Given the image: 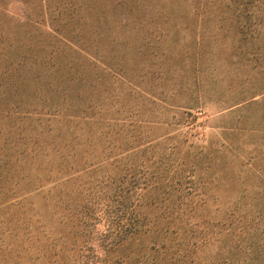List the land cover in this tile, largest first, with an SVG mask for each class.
<instances>
[{
    "label": "rangeland",
    "instance_id": "1",
    "mask_svg": "<svg viewBox=\"0 0 264 264\" xmlns=\"http://www.w3.org/2000/svg\"><path fill=\"white\" fill-rule=\"evenodd\" d=\"M167 226L264 264V0H0V264H150Z\"/></svg>",
    "mask_w": 264,
    "mask_h": 264
},
{
    "label": "trees",
    "instance_id": "2",
    "mask_svg": "<svg viewBox=\"0 0 264 264\" xmlns=\"http://www.w3.org/2000/svg\"><path fill=\"white\" fill-rule=\"evenodd\" d=\"M141 230L142 228L137 227L134 230L133 235L141 234ZM145 230L147 231V228H145ZM164 231L165 234H163L161 228L155 227L153 233H150V238L153 237L152 238L153 243L150 244V249L153 250L151 251V256H149V259L152 260L150 264H160V261L158 259L161 254L164 255V258L166 257L165 258L166 264H187L186 262L187 252L182 253V248L179 252L180 246L183 243L181 240L180 241L177 240V238H179L180 236L179 230L177 228L167 226L166 230ZM254 232L257 233V230H255ZM168 234L169 236L167 237ZM255 241H256L255 244L258 247L262 248L264 246L262 239ZM141 255H143L142 257L145 256V254H141ZM162 255L161 257H163ZM188 264H191V260L189 261Z\"/></svg>",
    "mask_w": 264,
    "mask_h": 264
}]
</instances>
